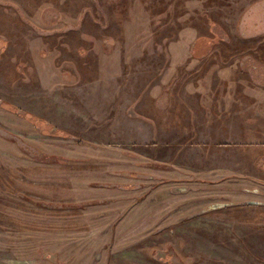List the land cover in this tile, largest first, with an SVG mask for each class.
<instances>
[{"label":"rangeland","instance_id":"obj_1","mask_svg":"<svg viewBox=\"0 0 264 264\" xmlns=\"http://www.w3.org/2000/svg\"><path fill=\"white\" fill-rule=\"evenodd\" d=\"M263 46L264 0H0V264H264Z\"/></svg>","mask_w":264,"mask_h":264},{"label":"water","instance_id":"obj_2","mask_svg":"<svg viewBox=\"0 0 264 264\" xmlns=\"http://www.w3.org/2000/svg\"><path fill=\"white\" fill-rule=\"evenodd\" d=\"M225 204H227V203H225V202H220V203H214V204H210L208 207H207V209H211V208H217V207H221V206H223V205H225Z\"/></svg>","mask_w":264,"mask_h":264},{"label":"crops","instance_id":"obj_3","mask_svg":"<svg viewBox=\"0 0 264 264\" xmlns=\"http://www.w3.org/2000/svg\"><path fill=\"white\" fill-rule=\"evenodd\" d=\"M264 47V46H263ZM263 47H260L258 50L260 51V52H263L264 53V48ZM191 51L193 52V49L192 48H190V53H191ZM192 55V54H191Z\"/></svg>","mask_w":264,"mask_h":264}]
</instances>
